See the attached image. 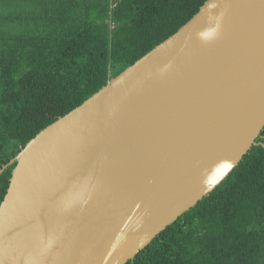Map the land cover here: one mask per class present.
<instances>
[{
    "label": "water",
    "instance_id": "95a60500",
    "mask_svg": "<svg viewBox=\"0 0 264 264\" xmlns=\"http://www.w3.org/2000/svg\"><path fill=\"white\" fill-rule=\"evenodd\" d=\"M263 127L264 0H206L0 168V264H125Z\"/></svg>",
    "mask_w": 264,
    "mask_h": 264
},
{
    "label": "trees",
    "instance_id": "16d2710c",
    "mask_svg": "<svg viewBox=\"0 0 264 264\" xmlns=\"http://www.w3.org/2000/svg\"><path fill=\"white\" fill-rule=\"evenodd\" d=\"M206 0H0V168ZM15 162L0 173V202ZM125 264H264V127L208 195Z\"/></svg>",
    "mask_w": 264,
    "mask_h": 264
},
{
    "label": "bare ground",
    "instance_id": "6f19581e",
    "mask_svg": "<svg viewBox=\"0 0 264 264\" xmlns=\"http://www.w3.org/2000/svg\"><path fill=\"white\" fill-rule=\"evenodd\" d=\"M9 161H10V160H9ZM9 161H8V162H9ZM8 162H7V163H8ZM7 163H6V164H7ZM3 166H4V165H3ZM13 168H14V167H13Z\"/></svg>",
    "mask_w": 264,
    "mask_h": 264
}]
</instances>
